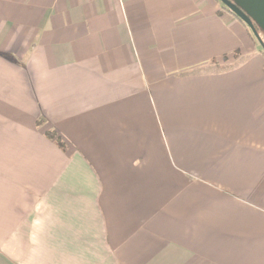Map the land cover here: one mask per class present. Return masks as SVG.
Segmentation results:
<instances>
[{
    "label": "crops",
    "instance_id": "crops-1",
    "mask_svg": "<svg viewBox=\"0 0 264 264\" xmlns=\"http://www.w3.org/2000/svg\"><path fill=\"white\" fill-rule=\"evenodd\" d=\"M0 264H264V56L219 0H0Z\"/></svg>",
    "mask_w": 264,
    "mask_h": 264
},
{
    "label": "water",
    "instance_id": "water-1",
    "mask_svg": "<svg viewBox=\"0 0 264 264\" xmlns=\"http://www.w3.org/2000/svg\"><path fill=\"white\" fill-rule=\"evenodd\" d=\"M225 9L237 16L251 30L253 36L264 51V41L255 25L264 37V0H219Z\"/></svg>",
    "mask_w": 264,
    "mask_h": 264
},
{
    "label": "trees",
    "instance_id": "trees-1",
    "mask_svg": "<svg viewBox=\"0 0 264 264\" xmlns=\"http://www.w3.org/2000/svg\"><path fill=\"white\" fill-rule=\"evenodd\" d=\"M227 10V9H226ZM230 12V11H229ZM231 13V12H230ZM231 14H233V13H231ZM234 15V14H233ZM235 16V15H234ZM236 18H238L237 16H235ZM241 21V20H240ZM242 22V21H241ZM243 23V22H242ZM244 24V23H243ZM245 25V24H244ZM246 26V25H245ZM247 27V29L250 31V34L252 35V32H251V30L248 28V26H246ZM255 27H256V29H257V31H258V33H259V35L262 37V39H263V41H264V37H263V35H262V32L259 30V28L255 25ZM252 37H254L253 35H252ZM261 53L263 54V56H264V51H263V49H261ZM46 135H47V137H49V138H54V135L52 134V133H50V132H47L46 133Z\"/></svg>",
    "mask_w": 264,
    "mask_h": 264
},
{
    "label": "rangeland",
    "instance_id": "rangeland-1",
    "mask_svg": "<svg viewBox=\"0 0 264 264\" xmlns=\"http://www.w3.org/2000/svg\"><path fill=\"white\" fill-rule=\"evenodd\" d=\"M252 35H253V34H252ZM253 38H254V40L257 42L259 48H261V45H260L259 42L256 40V38H255V37H253ZM261 49H262V48H261Z\"/></svg>",
    "mask_w": 264,
    "mask_h": 264
}]
</instances>
